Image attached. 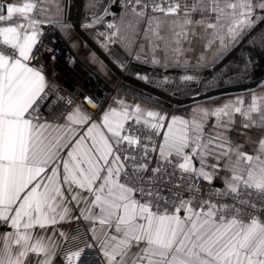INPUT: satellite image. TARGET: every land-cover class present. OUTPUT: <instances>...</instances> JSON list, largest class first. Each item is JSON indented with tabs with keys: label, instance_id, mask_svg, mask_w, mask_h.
I'll use <instances>...</instances> for the list:
<instances>
[{
	"label": "snow or ice",
	"instance_id": "6c2138e0",
	"mask_svg": "<svg viewBox=\"0 0 264 264\" xmlns=\"http://www.w3.org/2000/svg\"><path fill=\"white\" fill-rule=\"evenodd\" d=\"M72 7L0 0V264H264V85L196 102L264 60V0H83L80 24ZM81 27L122 74L193 106L61 94L46 45ZM74 224L88 242L62 256Z\"/></svg>",
	"mask_w": 264,
	"mask_h": 264
},
{
	"label": "crops",
	"instance_id": "0c3cea01",
	"mask_svg": "<svg viewBox=\"0 0 264 264\" xmlns=\"http://www.w3.org/2000/svg\"><path fill=\"white\" fill-rule=\"evenodd\" d=\"M73 0H69V4H73ZM101 3L104 2V0H100ZM117 13H119V9L115 10ZM85 12L86 9L82 7V13H81V18H80V23H82L85 19ZM82 28V27H81ZM82 30L91 38V40L97 44L101 50L107 55V57L114 62L115 57H112L109 55L107 51H105L101 47V42L99 38L97 37L96 33L93 31H89L87 29L82 28ZM103 30V29H101ZM75 36L76 40L73 41L72 44H67L72 53L78 57L80 60L86 63L87 57L89 56L90 53H95L86 43L85 41L81 38V36L75 31ZM96 54V53H95ZM97 55V54H96ZM239 56V53L237 54ZM253 59L255 61V67L251 71V75L249 76L248 79H245L242 84H251V82H256L254 86L247 87L244 89H239V90H234V91H229V92H223V93H217L213 94L218 88L212 89L210 93L205 94L204 91H201V96L196 100L197 103L200 104H208L211 101H209L208 96L211 95L214 98L221 99L224 97H235L237 95H243L246 94L249 91H254V92H260L261 90V85H264V60L261 59L260 56L256 55V52H252ZM87 66L88 63H86ZM91 68V67H90ZM92 69V68H91ZM110 69V68H109ZM93 70V69H92ZM139 71H144V72H151V69H145L141 68ZM129 73L133 78H135L130 72ZM173 75H178V72L172 73ZM103 80H105L108 83L114 84L118 79L116 78L115 74L113 71L110 69V75L107 77L100 76ZM50 79L52 80L51 76ZM235 85H241V84H226L223 85L222 87H228V86H235ZM119 90L113 94L115 95H120L122 97H126L128 102H140L143 104H147L149 106H154V101L159 100L161 103L158 105L159 108H161L163 111L171 113V114H176V115H183L185 114V110L193 106V99H191L189 96H186L184 94H177L173 95L172 90L164 91L158 88H155L154 86H151L154 89L160 90L164 93H166L169 97L171 98H176L180 100V102H174L171 105L166 103L164 99H160L156 95L148 92L145 88L142 87H137L129 83L125 82H119L118 83ZM183 90H181L182 93ZM151 97L152 99L149 100L148 98ZM85 107V106H84ZM85 109H87L85 107ZM73 226V225H72ZM71 226V227H72Z\"/></svg>",
	"mask_w": 264,
	"mask_h": 264
},
{
	"label": "built area",
	"instance_id": "2783aa9c",
	"mask_svg": "<svg viewBox=\"0 0 264 264\" xmlns=\"http://www.w3.org/2000/svg\"><path fill=\"white\" fill-rule=\"evenodd\" d=\"M117 6L119 5L117 4ZM46 46L56 48L54 55L57 59L55 62L47 61L46 68L50 73L52 82L62 89L61 94L71 93L78 102H82V95L88 93L96 96L102 104L110 100L117 90V84L120 80L111 84L97 76L85 62L72 53L64 40H60L54 45L49 44ZM68 57L76 58L77 64L67 63ZM83 106L96 111L92 104L84 103ZM88 239L89 237L83 224H74L71 227V234L64 243L61 255L63 256L78 247H83L88 242Z\"/></svg>",
	"mask_w": 264,
	"mask_h": 264
},
{
	"label": "water",
	"instance_id": "95a60500",
	"mask_svg": "<svg viewBox=\"0 0 264 264\" xmlns=\"http://www.w3.org/2000/svg\"><path fill=\"white\" fill-rule=\"evenodd\" d=\"M82 3H83V0H74L73 2L74 7H72L70 10V16L72 20L77 24H80V18H81V13H82ZM113 8L114 10H118L119 6L114 5ZM75 31L81 36V38L85 41V43L97 54V56L101 60H103L105 64L108 65L111 71H113V73L115 74L116 78L120 79L119 82L122 81V82L129 83L137 87L145 88L148 92L156 95L160 99L166 100L165 102L168 103L169 105H171L174 102H180V100L176 98H171L166 93L160 90L154 89L151 86L144 85L143 82L136 80L127 72L122 74L118 70V68L113 65V62L107 57V55L101 50V48L97 44H95L91 40V38L82 30V28L76 29ZM139 69L141 68H136V70H139ZM145 69H148V68H145ZM255 84L256 82H251V84H241V85H235V86L220 87L213 94L244 89L247 87L254 86Z\"/></svg>",
	"mask_w": 264,
	"mask_h": 264
},
{
	"label": "rangeland",
	"instance_id": "374dc122",
	"mask_svg": "<svg viewBox=\"0 0 264 264\" xmlns=\"http://www.w3.org/2000/svg\"><path fill=\"white\" fill-rule=\"evenodd\" d=\"M118 80H120V79H118ZM117 90H119L118 84H117ZM117 90L115 92H117Z\"/></svg>",
	"mask_w": 264,
	"mask_h": 264
},
{
	"label": "bare ground",
	"instance_id": "6f19581e",
	"mask_svg": "<svg viewBox=\"0 0 264 264\" xmlns=\"http://www.w3.org/2000/svg\"><path fill=\"white\" fill-rule=\"evenodd\" d=\"M74 1V0H73Z\"/></svg>",
	"mask_w": 264,
	"mask_h": 264
}]
</instances>
